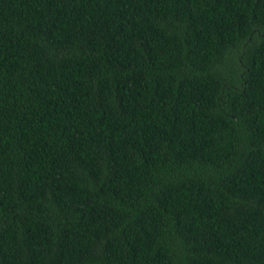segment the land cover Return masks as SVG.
<instances>
[{
	"label": "trees",
	"instance_id": "trees-1",
	"mask_svg": "<svg viewBox=\"0 0 264 264\" xmlns=\"http://www.w3.org/2000/svg\"><path fill=\"white\" fill-rule=\"evenodd\" d=\"M0 264H264V0H0Z\"/></svg>",
	"mask_w": 264,
	"mask_h": 264
}]
</instances>
